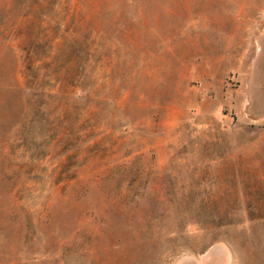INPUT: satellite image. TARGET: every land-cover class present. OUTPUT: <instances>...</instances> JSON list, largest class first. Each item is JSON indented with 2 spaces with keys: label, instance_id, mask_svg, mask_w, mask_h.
I'll return each instance as SVG.
<instances>
[{
  "label": "rangeland",
  "instance_id": "obj_1",
  "mask_svg": "<svg viewBox=\"0 0 264 264\" xmlns=\"http://www.w3.org/2000/svg\"><path fill=\"white\" fill-rule=\"evenodd\" d=\"M0 264H264V0H0Z\"/></svg>",
  "mask_w": 264,
  "mask_h": 264
},
{
  "label": "trees",
  "instance_id": "obj_2",
  "mask_svg": "<svg viewBox=\"0 0 264 264\" xmlns=\"http://www.w3.org/2000/svg\"><path fill=\"white\" fill-rule=\"evenodd\" d=\"M27 89H30V87H27Z\"/></svg>",
  "mask_w": 264,
  "mask_h": 264
}]
</instances>
